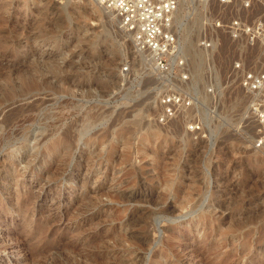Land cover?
<instances>
[{"label":"rangeland","instance_id":"obj_1","mask_svg":"<svg viewBox=\"0 0 264 264\" xmlns=\"http://www.w3.org/2000/svg\"><path fill=\"white\" fill-rule=\"evenodd\" d=\"M178 6L160 74L91 0H0V264H264V0L252 46Z\"/></svg>","mask_w":264,"mask_h":264},{"label":"built area","instance_id":"obj_2","mask_svg":"<svg viewBox=\"0 0 264 264\" xmlns=\"http://www.w3.org/2000/svg\"><path fill=\"white\" fill-rule=\"evenodd\" d=\"M106 10H109L119 21V29L130 34L133 47L142 53H147L153 60L154 67L160 74H169L172 68L182 69L181 49L175 30L174 15L178 8V0H98ZM208 8L216 4L222 8L220 18L212 23L214 31L230 34L233 38L245 35L249 45H254L263 30L260 24L242 25L239 19L226 20V8L236 3H242L244 8L250 6V0H196ZM252 1V0H251ZM214 35H217L214 33ZM211 39L204 38L200 47L211 48ZM186 80L185 75L181 76ZM243 86L250 91H259L264 87V74H246ZM178 94L169 93L161 99L165 114L169 117L180 105ZM264 109V108H263ZM253 113L262 120L264 111L260 113L253 109ZM264 145V134L255 143V148Z\"/></svg>","mask_w":264,"mask_h":264},{"label":"bare ground","instance_id":"obj_3","mask_svg":"<svg viewBox=\"0 0 264 264\" xmlns=\"http://www.w3.org/2000/svg\"><path fill=\"white\" fill-rule=\"evenodd\" d=\"M92 1V4H93V8L95 9L94 10V12L95 13H99V14H103V15H105V14H107L109 17H111V19L114 21V23L118 26L119 25V21H118V19L117 18H115L114 17V15L109 11V10H106L105 9V7L102 5V4H100L99 3V1L98 0H91ZM179 1V0H178ZM179 7V6H178ZM179 8H181V5H180V7ZM179 10V9H178ZM181 10V9H180ZM177 11V10H176ZM176 13V12H175ZM98 14V15H99ZM175 18H176V16H175ZM174 24H175V22H174ZM118 28H119V26H118ZM118 30V29H117ZM121 30V29H120ZM175 30H176V27H175ZM122 31V30H121ZM122 33L123 34H125V35H129L130 36V34L129 33H126V32H124V31H122ZM134 48V47H133ZM137 51V50H136ZM140 55H144V56H146L147 58H148V60L151 62V64H152V66H153V68H154V70L156 71V69H155V67H154V63H153V60L151 59V57H150V55L149 54H147V53H142V52H139V51H137ZM27 60V59H26ZM195 60V57H194V53L193 54H191V62L192 61H194ZM45 63V62H44ZM192 64H194L193 62H192ZM38 65L37 64H35V67H37ZM46 68H48V67H46ZM41 69V68H40ZM45 69V68H44ZM49 69H50V67H49ZM48 69V70H49ZM48 72H50V73H53L52 71H48ZM47 73V72H46ZM45 73V74H46ZM42 75V74H41ZM36 77H38V76H36ZM40 79V78H39ZM6 117V116H5ZM10 118V117H9ZM6 120V119H5ZM8 120H6L5 122H3V123H6ZM6 126L8 125V123L7 124H5ZM145 126V131H147V136L149 137V136H155L156 134H153V133H151L150 132V126H149V124H147V123H145L144 124ZM5 127V126H4ZM143 127V126H142ZM64 146V145H63Z\"/></svg>","mask_w":264,"mask_h":264}]
</instances>
